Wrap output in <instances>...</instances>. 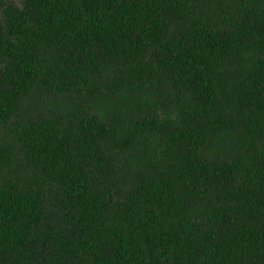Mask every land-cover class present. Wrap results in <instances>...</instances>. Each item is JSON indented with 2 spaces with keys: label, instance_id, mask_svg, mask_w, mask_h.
I'll return each instance as SVG.
<instances>
[{
  "label": "trees",
  "instance_id": "1",
  "mask_svg": "<svg viewBox=\"0 0 264 264\" xmlns=\"http://www.w3.org/2000/svg\"><path fill=\"white\" fill-rule=\"evenodd\" d=\"M0 264H264V0H0Z\"/></svg>",
  "mask_w": 264,
  "mask_h": 264
}]
</instances>
